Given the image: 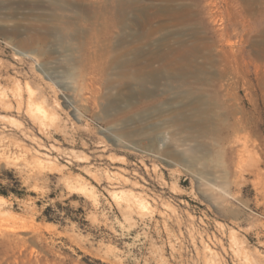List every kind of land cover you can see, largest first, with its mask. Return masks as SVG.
Masks as SVG:
<instances>
[{"label":"rangeland","instance_id":"rangeland-1","mask_svg":"<svg viewBox=\"0 0 264 264\" xmlns=\"http://www.w3.org/2000/svg\"><path fill=\"white\" fill-rule=\"evenodd\" d=\"M18 1L0 0V173L25 194L0 199V264H264L262 186L237 179L230 146L202 132L206 113L183 97L232 91L248 128L229 138L256 140L264 159V0H134L106 34L79 9L106 0H62L55 15ZM165 3L178 13L155 14ZM40 24L68 36L30 40ZM134 30L142 55L159 57L157 82L100 70V51ZM82 46L98 54L88 70ZM173 56L183 86L160 69ZM215 105L214 124L230 123Z\"/></svg>","mask_w":264,"mask_h":264},{"label":"bare ground","instance_id":"bare-ground-1","mask_svg":"<svg viewBox=\"0 0 264 264\" xmlns=\"http://www.w3.org/2000/svg\"><path fill=\"white\" fill-rule=\"evenodd\" d=\"M18 2L21 4V6H24L25 8L28 7L31 9L35 8V7H41V6H44L46 4L49 7V9L51 10L52 15H55L58 12V10L62 9V4H61L62 0H19ZM76 2H77V0L68 1L69 10L70 9L74 10V8L78 7ZM136 5L138 6L139 3L138 2L136 3L134 0H132V1L131 0H110V1L106 0V2L96 3V5H94V6H90V4L86 5V6L83 5V6L79 7V9L81 8L83 11H86L87 14L90 13L88 20L91 21V26H92L91 29L94 32V34L98 33V31H99L98 29H102L103 33L106 34V33H108V30L110 28L118 27L119 22L124 20V18L126 16V10L128 7H131V8L135 7L136 8ZM185 10L187 11L188 15L183 16V18H184L183 20L186 21L190 17L189 16L190 10L188 7H185ZM176 12H177V9L173 8L171 6L169 7L167 5V3H165L161 6L160 5L155 6V14H159V13H172V14H174ZM137 22H138V18L135 14H133L132 15V24L136 25ZM38 26L39 27L33 26V29L35 31L30 33V35H29L30 40H34V41L40 40L41 42H46V40L48 39V36H50V35H56L59 40H65L68 36V35L66 36L65 34H63V32H65L66 30L63 32L62 31L58 32L57 29H59V28H57V29L53 28V27L51 28L50 26H52V25L48 26L47 24H42V25L40 24ZM40 27L42 28V33H41V30L39 31V29H41ZM65 29H68V28H65ZM65 33H67V32H65ZM121 34L125 37V35L123 33H121ZM125 34H127V33H125ZM130 34H132V38H131V41L127 44L124 43L125 42L124 40H120L121 38H117L120 40V44L118 43L119 47H117V49H115V52L113 53V55L110 54V52H109L110 50L108 48L100 51V53L98 55V54L91 53V50L89 48H87V46H82L80 49V52L82 53V58H84L83 64L81 65L82 69L88 70V68H92L93 62L95 61V59L98 55V58H102L104 60L103 64L100 66V70H103L107 67L111 68L113 66V67L117 68L116 69L118 71L117 74H118L120 79H123V81H125V79L126 80L128 79L137 85H140L142 83H146V81L157 82L159 79V75L155 71L156 69L153 67V64L156 61V59H158L159 57L156 55H151V54L150 55H142L143 50L141 49V45L139 42L140 32L138 33L136 30H134V32L130 33ZM186 44H188V43H186ZM192 44H194V43H192ZM258 46L260 47V49H258V51L255 53V56H256V58L263 59L264 58V40L259 42ZM195 47L197 48L198 46H195ZM202 47H203L202 49L207 50L210 47V45H208V43L203 41ZM174 49H176V48H174ZM189 49L192 50L191 46ZM178 50H180V49H178ZM206 50H204V51H206ZM20 52L23 53V51H20ZM184 52H183V54H184ZM187 52H189V51H187ZM173 55H175V54H173ZM182 55H180V56H182ZM165 57H167V55ZM183 59H176L174 57L173 60L166 63V65L163 64V66H160L161 70L163 68L166 69L168 77H170V78H172V77L173 78L174 77L181 78L182 80H180L181 81L180 86H183L184 84H186L187 81L183 77L186 74L184 71H178V72L174 71V66L177 65L178 63H180V61H182ZM256 69H257V67H256ZM184 70H186V67ZM208 95H209V98H207V99H204V97H205L204 95H202L203 98L198 97V96H200V94L198 96L197 95L193 96V93L191 95H189L187 93H185L183 95L184 98L186 97L187 99H189V102H185L186 103L185 105L189 106V108L192 109L193 112H195L197 115L202 114V113L203 114L206 113L205 116H203L204 118H198L194 123H196L197 125H200L203 133H205V134L210 133L213 135L215 134L216 137L221 142L227 143L230 146L229 151L232 153V158H231L232 164L235 165V167L238 171V175H237L238 178L237 179H240L241 175L244 172H247L251 175H254L255 176L254 182H257L262 186V192L264 193V159L261 156L258 157V156L254 155L255 152L253 151V149H254V145L256 143L255 142L256 140L255 141H249V143L244 141L242 146L236 147V144H235L236 140L235 139L232 140L231 138H229V136H230L229 131L236 132L238 130H245V131L247 130L248 121L242 120L243 119L242 116L248 114L247 111H245L243 108H241V106L236 104L237 103V101H236L237 96L232 91H226V92H222V93L219 91H215L213 93L209 92ZM215 104H219L220 109L222 111L220 113L221 115H222V113H226L225 115L228 118L232 119V121L230 123L226 124L225 120L220 118V120L217 121V124L216 123L214 124L213 115L209 114L208 112H209V108L213 107ZM181 118L185 119L184 115H182ZM189 119H190V117H189ZM261 144H262V142H261ZM193 153H194V150L190 149V154L192 155ZM0 199H4V198L2 196H0Z\"/></svg>","mask_w":264,"mask_h":264},{"label":"trees","instance_id":"trees-1","mask_svg":"<svg viewBox=\"0 0 264 264\" xmlns=\"http://www.w3.org/2000/svg\"><path fill=\"white\" fill-rule=\"evenodd\" d=\"M3 172V171H2ZM3 179L2 173H0V195L8 197L10 195H15L18 197L24 196V187L20 188V181L18 178H10L6 184L1 183ZM47 220H52L49 214H45Z\"/></svg>","mask_w":264,"mask_h":264}]
</instances>
